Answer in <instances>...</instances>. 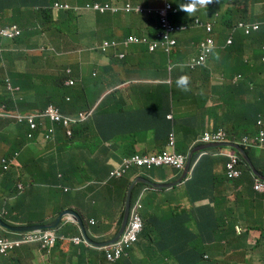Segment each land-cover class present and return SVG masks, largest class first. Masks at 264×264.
Wrapping results in <instances>:
<instances>
[{"label":"clouds","instance_id":"1","mask_svg":"<svg viewBox=\"0 0 264 264\" xmlns=\"http://www.w3.org/2000/svg\"><path fill=\"white\" fill-rule=\"evenodd\" d=\"M2 1L0 169L4 171L1 177L7 178L14 171L18 174L22 169H19L20 161L28 152L33 156L39 154L44 161L48 159L45 157L55 158L60 153H72L73 158L56 173L54 187L40 188L36 201L26 208L32 216L42 217L40 223L12 221L14 200L9 201L7 195L0 196V254L9 258L25 247L39 245L49 261L67 243L79 249L70 264H117L124 259L133 264L132 254L137 249L148 264L168 250H175L174 260L181 264L193 261V254L181 257L185 251L183 245L173 244L176 240L188 241L184 234H178L179 227L184 225L194 231L204 217L212 215L218 219L219 226L212 241L204 245L206 254L198 264H264V251L247 248L249 240L245 236L250 222L259 225L257 231L264 233V170L256 167L255 157L252 160L246 151L253 149L255 156L264 151V116L259 112L252 114L257 101L250 96L246 102L235 105L233 118L228 123L222 102L228 89L238 88L245 80L236 70V50H244L247 39L264 34V0H233L235 6L221 15V20L194 15L196 10L212 5L213 0H189L182 8L188 13L178 7L182 0H162L153 8L150 5L154 0H145V7L140 5L144 1L137 0H86L84 8L69 4L76 0H51L49 32L35 18L44 9L31 8L30 0H8L15 3V8L10 9ZM122 14L128 18H120ZM86 15L90 18L80 22ZM97 15L120 18L122 26L110 30L109 40H74L71 27H90V19ZM36 28L41 30L38 35ZM232 48L235 53H231ZM261 51L264 62V45ZM34 53L41 58L31 63L8 61ZM51 57L66 61H42ZM153 69L165 71V78L151 80L149 73ZM37 73L45 74L47 79L36 82ZM13 78L16 79L12 81ZM250 78L263 82L262 75ZM43 86L48 90L55 88L57 92L62 90L58 94L59 104H45ZM156 86L166 87L173 105L165 117L170 125L165 146L159 153L149 154L144 152L141 142L143 132H130L128 127L111 119L109 105L103 109L97 107L113 96L116 113H124L125 104L120 106V103L132 89H141L148 96L154 91L153 101L159 98ZM253 87L250 84L252 91ZM29 105H36L37 110L29 109ZM249 106L254 109L249 111ZM152 108L158 112L150 118L153 128L147 132L155 131L160 100ZM239 113L248 116V124L252 126H247L237 137L233 120ZM95 114H102L96 126L74 137L73 126L84 121L88 124ZM243 161L255 178L253 185L244 178ZM43 162L42 168L50 167L49 162ZM212 164H215V187L210 185L207 170ZM168 169L180 174L169 185L154 184L140 177L145 172ZM186 182L188 189L196 182L212 189L227 188L228 192L239 193V200L234 201L232 208L225 204V210L219 214L206 211L203 204L194 205L193 200L188 212L173 209L167 203L157 213L146 212L150 192L171 190ZM112 184H121L112 190L118 195L125 194L124 207L110 227L109 237L100 239L94 235L98 223L90 219L86 224L76 212L67 209V197H76L80 186L91 190L109 188ZM137 185H144L146 189L135 197ZM31 191L22 189L18 197L30 196ZM228 192L217 201L226 202ZM239 206L242 208L237 213L235 209ZM127 207L128 221L117 239ZM197 207L202 211L196 212ZM55 209L58 211L54 214ZM195 215H198L196 223ZM46 216L55 220L46 223ZM67 218L79 229L75 235L59 233L61 223ZM151 218H174L176 223L158 231L151 224ZM159 232L168 241L154 239L152 234ZM117 250H121L120 257H116ZM68 254L64 256L67 258Z\"/></svg>","mask_w":264,"mask_h":264},{"label":"crops","instance_id":"2","mask_svg":"<svg viewBox=\"0 0 264 264\" xmlns=\"http://www.w3.org/2000/svg\"><path fill=\"white\" fill-rule=\"evenodd\" d=\"M138 2H143L144 0H137ZM148 2L150 0H147ZM112 17V16H111ZM90 16H84L80 22H85ZM115 19L116 22L110 26V30L114 29L115 27L122 26L123 20L120 18H110V20ZM120 19V20H119ZM119 20V21H118ZM122 20V21H121ZM115 24V25H114ZM83 38H95L97 37H83ZM41 58L37 53H34L30 56H16L13 59L8 61H33L35 59ZM42 61H66L64 58H48L43 59ZM151 80H155L157 78L164 79L165 78V71L159 70L155 71L153 69L149 73ZM157 88V95L158 99L151 101L152 97L154 98V91L150 93V95H145L141 89H132L128 95L122 100L120 106H124V113L117 114L116 113V102L109 104V117L111 119H116L122 125L128 127L130 132H143L141 136V142L145 146L146 153L149 154H156L159 153L162 148H164L166 143L167 135L170 131V125L166 121L165 117L171 111V107L173 102L168 95V90L166 87H158ZM160 100L161 103V110L158 113L157 122L155 123V131L147 132V129H152L153 124L150 118L158 112L155 108H152L157 101ZM166 101H170L166 106ZM173 101V100H172ZM145 115V117H144ZM113 123V122H112ZM132 130V131H131ZM15 171L10 176H15ZM180 174L173 170H157L154 172H145L141 174V178L149 180L154 184L158 185H169L174 183L178 180ZM135 178V177H134ZM135 181V180H134ZM187 183V182H186ZM182 184L176 188L171 190H161V191H153L148 194L146 203H145V210L149 214H154L159 212L160 209H164L166 206L164 203H167L168 206L172 207L173 209H181L184 212H188L191 210V200H194L198 196V192L205 193L209 197V202L204 205H201L203 209L206 211L214 212L219 214L220 211L225 210V204L229 208L233 207L234 201L239 200V193L237 192H228L227 188H222L220 186L212 189L208 187L206 184H200L196 189H193V196L189 197L188 195V185ZM141 184V183H139ZM204 185L207 188H203ZM121 184H112L109 188H101V189H91V190H84L82 186H80V190L76 193V197L70 195L67 197L68 205L66 206L67 209H70L76 212L80 217L85 220L87 224L90 219L95 220L98 223V230L95 231V234L100 239H107L111 234V226L115 221L118 219L120 212L122 210V206L124 207L125 202V194L118 195L115 194L112 190V187H118ZM146 189L144 185H137L135 187L136 195H139L143 190ZM227 201L224 202L223 200L217 201L219 199H223L225 197V193H227ZM214 199V200H211ZM216 200V201H215ZM218 202V203H217ZM31 203L30 196L27 197H17L14 199L13 207L11 208V219L16 223H28V222H39L42 217L36 218L29 214L28 209H24L21 205L29 208V204ZM163 205L162 207H160ZM52 206H50V209ZM168 209V208H167ZM57 209H55V213H57ZM66 211V210H63ZM61 211V212H63ZM202 211L199 207L196 208V212ZM89 217V218H88ZM47 219L46 223H52L55 220V217L46 216ZM52 218V219H51ZM198 215H195L193 221L197 222ZM89 219V220H88ZM150 222L152 225H155L158 231H162L164 227L170 226L176 223V219H157L151 218ZM40 223V222H39ZM35 223V224H39ZM43 223V224H46ZM264 228V226H263ZM78 227L70 222V219L67 218L66 220L61 223V228L59 233H64L65 235L71 234L75 235L78 231ZM90 233H93V229L89 228ZM153 238L156 239L158 242L168 241V237L164 236L162 232L152 234ZM66 250V251H65ZM70 250V251H69ZM73 250V251H72ZM69 253L68 257L66 258L64 255L65 253ZM79 249L76 246L68 245L67 243L64 244V248L62 250L56 251L51 260H47L43 253L37 255L34 251L33 247H25L19 251H17L13 256L9 258L0 259V264H70V260L74 256H77ZM177 253L175 250H168L162 257L154 261L152 264H177L174 260ZM66 258V259H65ZM164 258V260H162ZM133 264H148L145 262L144 258L139 251V249L135 250L132 254ZM167 259V260H166Z\"/></svg>","mask_w":264,"mask_h":264},{"label":"trees","instance_id":"3","mask_svg":"<svg viewBox=\"0 0 264 264\" xmlns=\"http://www.w3.org/2000/svg\"><path fill=\"white\" fill-rule=\"evenodd\" d=\"M31 3L29 6L33 9H44V11L40 14H35V18L38 19L36 22L40 23L41 28H44V31L49 32L52 25V17L51 12L49 10L50 1L51 0H30ZM239 1V0H235ZM3 4L6 8H15V3L8 0H3ZM189 0H182L178 3V7L180 11L184 13H188L184 11L182 8L186 7V3ZM36 34L38 35L41 30L36 28ZM50 43L52 42V35L49 37ZM264 45V34L254 35L252 38H249L245 41L244 50L237 49V58L238 64L236 65V70L238 73L244 75V82L238 87L233 89H228V93L226 97L222 99L223 105L227 111L226 114V122H230L234 111V107L239 102H246L248 97H253L255 101H257L256 109L252 111V114H256L259 112L260 108H264V103L262 102L263 95L262 91H264V62L261 60L262 56V46ZM231 53H235V48H232ZM252 53V55L250 54ZM262 75L263 82H256L251 79L250 76H254L255 79ZM16 78H13L14 81ZM14 83V82H13ZM250 84L254 85L253 91L250 89ZM15 86L18 83H14ZM43 97L45 99V104H59L58 93L55 88L48 90L46 86H43ZM115 102L113 96L108 97L104 102H102L97 109H103L110 103ZM102 116V114H95L93 118L87 124L85 121L73 126L72 131L74 133V137L81 135L88 128V131L93 129L98 119ZM145 117V115H144ZM249 117L244 115L243 113H239L235 116L234 122V132L237 137H239L244 129L248 126H252V124H248ZM246 134V133H245ZM251 134L254 135L255 132L252 130ZM71 140V139H70ZM248 156L253 160L256 152L253 149L246 150ZM48 158L44 161V158H39V154H35L33 159H25L21 163V171L16 174L14 177L9 176L7 178H2V173L4 170L0 169V196L7 195L9 201L16 199L22 189H32L30 192L31 203L35 202L37 199V195L39 193L40 188H51L54 187L56 173L59 172L62 168H64L68 162L73 158V154H58L57 157H45ZM44 161V162H43ZM50 163V167L42 168L41 163ZM215 164H212L211 167H208V171L210 173V185L215 187L214 183V174L213 168ZM57 170L54 171V169ZM242 170L244 174V178L252 181H255L254 176L252 175L251 169L248 167L245 162H242ZM200 184H204L203 182H196L189 187V197L193 196V189H196ZM203 188H207L205 185ZM209 202V197L205 193L198 192V196L192 201L194 205L200 206L201 204H206ZM22 208L26 209L24 205H21ZM219 226V221L216 217L212 215H208L204 217L200 223V225L194 230H189L184 225H181L178 231V234H184L185 237H188L187 243L182 242L180 240H176L173 244L183 245L185 251L181 254L183 257L186 254H193V261L181 262L182 258H180L181 264H198L201 260H203L206 251L204 249V245L212 241L214 235ZM264 226V225H263ZM260 226L253 224L250 222L249 226L246 229L245 236L249 240V244L247 248H251V250H258L259 252L264 251V233H260L256 228ZM263 228V227H262ZM235 240V239H234ZM242 242H240L241 244ZM0 259H4V255L0 254ZM243 262L245 260H242ZM117 264H131L130 260H121Z\"/></svg>","mask_w":264,"mask_h":264},{"label":"rangeland","instance_id":"4","mask_svg":"<svg viewBox=\"0 0 264 264\" xmlns=\"http://www.w3.org/2000/svg\"><path fill=\"white\" fill-rule=\"evenodd\" d=\"M63 2H66L65 0H62ZM162 0H154L150 7H155V4L158 2H161ZM69 4H71L73 7H80V8H84L85 4H86V0H76V1H71L69 2ZM141 6L145 7L146 3L144 0V4L141 3ZM159 6V3L156 5ZM235 6V2L233 0H213V4L210 6H204L202 8H200L199 10H196L195 12V16H197L198 18L203 17V18H210V19H223V14L227 13L229 9H231L232 7ZM236 10V9H235ZM222 13V14H221ZM120 18L122 19H127L128 17L125 16L124 14H122L120 16ZM207 19V20H210ZM120 20V19H119ZM118 20V21H119ZM90 27L88 26H82L80 28H77L76 26H72L71 27V36L74 40H79L83 37H97L99 40H109L111 37V31H110V26L113 24V22H116L115 19L110 20V18L108 17H101L99 15H97L94 19H90ZM115 25V24H114ZM24 63H31L32 61H23ZM47 77L45 74L43 73H37L35 74V81L36 82H40L43 80H46ZM51 81L52 80H48ZM61 89L57 92L58 94L61 93ZM29 109L31 110H37V106L36 105H29ZM254 107L249 106L248 110H253ZM259 114L261 116H264V109H260L259 110ZM33 154L32 152H28L24 158L20 161L19 164V169H21V163L22 161H24L25 159H33ZM255 165L256 167H258V169H260L261 171L264 170V151H261L259 153H257V155L255 156L254 159ZM241 206H239L238 208L235 209V211L237 213L240 212L241 210ZM34 251L37 253V255L41 254V248L39 245H35L33 246ZM217 248L213 250V254H215L217 252Z\"/></svg>","mask_w":264,"mask_h":264},{"label":"water","instance_id":"5","mask_svg":"<svg viewBox=\"0 0 264 264\" xmlns=\"http://www.w3.org/2000/svg\"><path fill=\"white\" fill-rule=\"evenodd\" d=\"M128 210H129V208L127 207V212H126L125 217H124L123 225H122L121 231H120L117 239L121 236V234L123 233V231H124V229L126 227V224H127V221H128ZM28 230H33V229H28Z\"/></svg>","mask_w":264,"mask_h":264},{"label":"built area","instance_id":"6","mask_svg":"<svg viewBox=\"0 0 264 264\" xmlns=\"http://www.w3.org/2000/svg\"><path fill=\"white\" fill-rule=\"evenodd\" d=\"M120 255H121V250H117V251H116V257H120ZM109 259L111 260L112 257L109 256Z\"/></svg>","mask_w":264,"mask_h":264},{"label":"bare ground","instance_id":"7","mask_svg":"<svg viewBox=\"0 0 264 264\" xmlns=\"http://www.w3.org/2000/svg\"><path fill=\"white\" fill-rule=\"evenodd\" d=\"M80 216V215H79ZM89 218V217H88ZM89 220V219H88ZM85 221V220H84ZM66 251V250H65ZM70 251V250H69ZM73 251V250H72ZM75 257V256H74ZM66 259V258H65ZM70 262H71V260H70ZM62 264V263H61ZM67 264V263H66Z\"/></svg>","mask_w":264,"mask_h":264}]
</instances>
